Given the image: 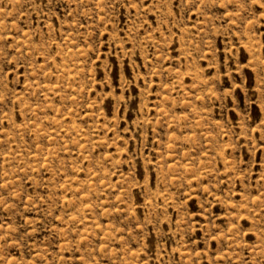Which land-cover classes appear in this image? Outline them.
Instances as JSON below:
<instances>
[{"label": "rangeland", "instance_id": "obj_1", "mask_svg": "<svg viewBox=\"0 0 264 264\" xmlns=\"http://www.w3.org/2000/svg\"><path fill=\"white\" fill-rule=\"evenodd\" d=\"M0 264H264V0H0Z\"/></svg>", "mask_w": 264, "mask_h": 264}]
</instances>
